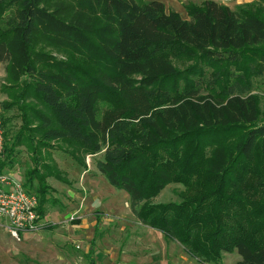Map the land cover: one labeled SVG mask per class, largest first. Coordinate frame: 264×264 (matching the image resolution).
<instances>
[{"label": "trees", "instance_id": "1", "mask_svg": "<svg viewBox=\"0 0 264 264\" xmlns=\"http://www.w3.org/2000/svg\"><path fill=\"white\" fill-rule=\"evenodd\" d=\"M183 7L187 19L159 1L0 0V92L11 99L3 109L29 97L50 114L30 128L22 112L36 144L103 151L94 167L127 194L134 218L188 255L220 264L236 252L234 264H264V111L255 91L264 0ZM173 61L194 66L180 71ZM5 124L2 112L0 172L23 136L7 144ZM32 181L43 221L49 187L39 168L26 171L23 187ZM170 184L183 188L179 202L152 203Z\"/></svg>", "mask_w": 264, "mask_h": 264}, {"label": "rangeland", "instance_id": "2", "mask_svg": "<svg viewBox=\"0 0 264 264\" xmlns=\"http://www.w3.org/2000/svg\"><path fill=\"white\" fill-rule=\"evenodd\" d=\"M44 50L58 61H66L68 58L61 49L46 46ZM173 64L177 70L183 71L194 66V61H173ZM2 69L4 68H0V73ZM257 82L259 86L255 91L264 111V77ZM4 101L10 102L11 99L0 92V107L6 121V143L10 144L19 132L23 134L14 150L13 162L6 168L20 167L26 171L31 170L32 166L41 168L39 170L45 177V184L51 187L47 191L43 221L36 229L24 232L20 240L16 241L5 228L0 227V264H88L83 253L93 237L92 222L95 217L99 218L94 253L98 264H141L140 261L162 251L157 242L148 244L139 240L144 239L145 231L133 230L137 220L130 211L125 193L116 191L97 173L94 164L102 159L103 151L91 156L85 155L75 144L69 142H50L48 146L36 144L38 132L22 130L21 115L25 114L28 125L32 128L39 124L38 113L50 114L29 97L24 99L25 105L13 106L10 110L3 109ZM26 106L29 107L25 108ZM98 109L102 110L103 106L99 105ZM263 123L264 114L259 118V124ZM84 171H88L86 176H83ZM23 174L21 173L22 184L25 179ZM37 187V182L32 181L25 189L38 198ZM182 189L179 185H167L151 202H179L178 193ZM45 224H49L51 228H45ZM133 236H136L135 239ZM176 243L167 241L166 254L171 262L174 260L177 264H185L187 260L193 264H204L200 258L188 255ZM179 256H183V260H179ZM238 260L236 252L223 254L220 264H232Z\"/></svg>", "mask_w": 264, "mask_h": 264}, {"label": "built area", "instance_id": "3", "mask_svg": "<svg viewBox=\"0 0 264 264\" xmlns=\"http://www.w3.org/2000/svg\"><path fill=\"white\" fill-rule=\"evenodd\" d=\"M4 146L2 111L0 107V158ZM38 199L20 182L4 171L0 172V226L13 240L19 241L24 232L36 229L41 221L37 212Z\"/></svg>", "mask_w": 264, "mask_h": 264}, {"label": "crops", "instance_id": "4", "mask_svg": "<svg viewBox=\"0 0 264 264\" xmlns=\"http://www.w3.org/2000/svg\"><path fill=\"white\" fill-rule=\"evenodd\" d=\"M144 1H159V2L164 4V6H165V8L167 10H171V11L179 14L181 18L187 19V16H186V13H185V10H184V7H183L184 4H186L188 2H191V3H194V4H199L200 2L205 1V0H144ZM209 1H214V2L220 3L222 5L227 6L229 9L233 10L237 6H241V5H244V4H247V3H251V2H257L258 0H209ZM1 67L4 68V65L0 64V68ZM4 78H5V72H4V69H2V73H0V82L1 83H2L1 80L4 79ZM31 168L34 169L36 167L32 166ZM3 171L5 173L9 174L15 181L20 182V183H21V179H23L21 173H24V174L26 173V172H24L26 170H22L20 167L19 168L15 167V169L14 168L13 169L5 168ZM83 173H84L83 176H86L88 171H84ZM24 174H23V177H25ZM94 178H97V177H94ZM46 180L48 181V178ZM82 181H83V178H82ZM49 187H51V186H49ZM55 190H56V192H59L58 189H55ZM60 190H61V188H60ZM116 191H120V190H116ZM121 192H123V191H121ZM125 195L128 198L126 193H125ZM128 201H129V199H128ZM92 223H93V237L90 239V241L86 245L83 255H84L85 259L87 260V263L89 264L90 260L87 257L88 249H89L90 245L93 243L91 259L94 261L95 264H98L96 259H95V254L94 253H95V245H96V234H97L96 231H97V226H98V223H99V218L95 217L94 221ZM135 225L136 226L133 227V230L135 232L138 231V229H141V230L143 229L145 231V234L143 236L144 239H139V240H141L143 243H148V244H152L153 242H157L159 248H162V251L161 252H157V254L155 256L154 255H150L147 259L145 258L144 260L140 261L141 264H177V263H175L174 260H173V262H171L172 260L170 261L169 257L166 254L167 253V245H168L167 241L168 240H165L163 238V236L161 234H159L158 232H156V231H154V230H152V229H150V228H148L146 226L141 225L138 221H137V223ZM47 226L45 225V228H47V229L51 228V226L49 224H47ZM0 227H2V226H0ZM2 228H4V227H2ZM135 237L136 236H133V239H135ZM179 257H180L179 260H183V256H179ZM234 262H237V261H234ZM234 262L232 264H234ZM185 264H193V263L186 260Z\"/></svg>", "mask_w": 264, "mask_h": 264}]
</instances>
